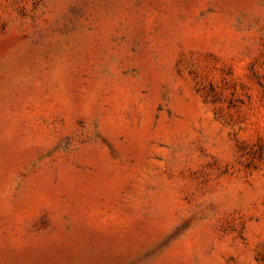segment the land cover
Listing matches in <instances>:
<instances>
[{
    "label": "rangeland",
    "instance_id": "rangeland-1",
    "mask_svg": "<svg viewBox=\"0 0 264 264\" xmlns=\"http://www.w3.org/2000/svg\"><path fill=\"white\" fill-rule=\"evenodd\" d=\"M0 264H264V0H0Z\"/></svg>",
    "mask_w": 264,
    "mask_h": 264
}]
</instances>
